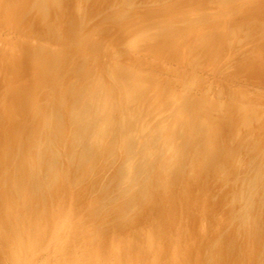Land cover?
Returning <instances> with one entry per match:
<instances>
[{
  "label": "rangeland",
  "instance_id": "obj_1",
  "mask_svg": "<svg viewBox=\"0 0 264 264\" xmlns=\"http://www.w3.org/2000/svg\"><path fill=\"white\" fill-rule=\"evenodd\" d=\"M118 1L119 0H75L73 3L72 0L70 4H67V7H65L64 2L61 1V4L58 5L57 9L56 7H54L55 9L52 7H46L45 9L47 11L44 9L46 12L43 17L45 19H43L41 18L42 16L40 13L36 10L34 4L35 0H0V58L7 53H12L13 55L10 54L13 57L12 60H18L15 62L17 64L14 63V66L10 65L8 68L0 67V99L1 102H3L2 104L0 102V108H6L5 116L0 118V143L2 142L0 146V163H2L0 164V264H139L147 256V264H191L192 262L190 263V258H193L196 255L195 253L198 252H196V250H198L200 246L201 241L196 238L200 232L202 238L207 237L208 239L209 237L210 240H214L213 242L215 243L216 248H231V244H238L239 250L243 256L246 255L254 260L255 258L258 259L260 256H264V235L261 232L259 233V230L255 229L257 224L261 220H264V188L262 189V192L256 183L258 182L260 172L262 174L264 173V150L263 153H261V156L254 160V163L251 161V158H248L249 155L252 156L254 148L264 146V32L256 34V37L261 38V40L256 41V37H248L245 35V31L241 28H236V25L239 24L240 21L252 22L259 20L260 22H264V13L253 15V9H250L253 8V5L249 6L250 8L248 7L247 11H241L240 15V8L238 9L239 2H235L233 5L223 8L222 11L218 13V15H220L219 19H216L217 21H207V23H202L203 25L193 24L192 29H195L188 34L190 42L196 41L198 36L202 37V39L210 38V40L215 43L220 42V44H217L218 46L214 55L207 57V50L202 48L199 52H197L196 49L191 51L189 48L185 47L187 45L185 44L186 42L179 43L177 44V47L174 46L173 48L165 50L153 49V43L149 42V40H141L143 43L140 41V43L137 41H130H133L136 38L140 39L143 36L144 31L147 33L157 32V25L160 24L158 21H163H161L158 16L161 17L162 15H165L167 11L169 13L170 10L181 13L186 9V6L182 7L183 0H120V3ZM189 1L193 0H188V2ZM76 9L78 12H76ZM57 10L60 14L56 19L53 16L56 17ZM214 11L215 8L212 6L206 8V11L204 10L206 14H213L215 13ZM232 11L234 13L230 15L225 14ZM72 12L74 13L72 14ZM120 12H122L125 17H128L125 18L123 16V20L119 14ZM247 13H249V16ZM52 14L54 15L51 17ZM243 14L247 16L241 19L240 16ZM47 15H50L49 18ZM224 15L227 17H224ZM77 16L79 18H77ZM119 19L122 20L120 21ZM172 24L177 28L182 27V23L179 20H176ZM208 24H210V26ZM73 25H75V27ZM69 26L74 27V29H71ZM78 27L81 30H79ZM210 27L214 28L209 30L213 32L212 36H208L210 33L207 32ZM75 29L79 30V32ZM220 29H222V32ZM71 30L76 32L70 33L72 32ZM83 30L89 34L83 32ZM68 33H70V36L74 37L70 41L67 40L70 39ZM78 34L81 35L78 36L79 38L81 37L82 39L84 37V45L80 42L83 40L76 37ZM83 34L84 36L82 37ZM85 34H87L86 37ZM94 41L98 42L100 45V48L98 49V57L96 59L99 64L98 69H96L97 73H85V71L75 69L74 64L76 65L80 63L82 57L86 56L87 51L83 53V49L85 48L87 50L88 47L86 46ZM144 41L146 42L144 43ZM80 43L82 44L81 46ZM74 46H80L79 48L76 47V49L83 51L79 53ZM40 49L43 50V53ZM71 49H75V51L73 50L74 52L72 53ZM34 52H36V55ZM80 55L82 57H80ZM75 57L76 59L74 60ZM115 57L117 60L114 59ZM250 61L255 66L259 62L261 65L257 69L253 65L252 67H246V63ZM68 62H72V65H69ZM51 65L52 67H50ZM12 67L14 68L11 70ZM50 68L53 69L49 71ZM74 72L75 74H79L75 75L73 74ZM59 74H61V76ZM20 75L22 77L25 75L23 80ZM95 75L97 77L104 76V83L105 80H108V82H106V84H108L106 88H109L110 91L114 93L118 92L116 94L112 93L114 96V102H116V100L119 99L118 96H120L119 91L114 89L116 83L120 84L131 79V84L134 87L142 88L143 92H145L144 97L149 103L144 114H149L152 125L154 124L153 130H156L159 136L164 133L165 138H163V134L162 138L164 139L163 141L166 140L167 144L164 145L162 141L157 142L158 147L161 148L162 145L163 147L160 150L161 153L159 152V157L155 159L156 162L152 161L154 168L150 171L151 174H149V171H147V174L144 172L145 175H143L144 173L140 174L139 178H137L135 182L133 181V183H130L133 176L131 174H126L131 176L130 179H127V176L123 174L122 170V167L126 165L130 167V169H133L131 172L134 174V172L138 171L137 169L140 167H138L139 162L135 161V156H132L133 152L130 151L128 147H125L131 146L133 142H138L136 136H131V133H129V129L132 127V124H130V126L129 123H132L131 121H133L131 107H126L127 105L118 106L117 109L121 110L118 111L116 109L117 112L115 111L114 115L111 117V124L109 123L104 129H100L95 122L93 124L95 127L93 125L91 126L93 121H90L89 117L86 118L83 117V115H80L77 109L79 107V104L77 105L78 100L76 101V99H74L70 101V94L72 92H74V95L75 93L78 94L79 92L77 91L82 89V85H84L85 82H90V79H93ZM20 79L22 81H20ZM50 79L53 80L49 83L51 84L50 86L53 87V84L56 86L52 88L54 89V92L52 91L50 96L48 94L47 100L44 101L41 97L48 89L47 87H44V85H47V81ZM136 80L138 82H136ZM15 83H17V86ZM24 84L26 85L25 89L22 87ZM38 84H40L39 86H42L41 89L37 88ZM35 85H37V89L35 88ZM144 85L149 86L144 87ZM13 86H15V88ZM21 87L23 89H20ZM28 90L32 92H29ZM158 94L159 96H157ZM78 95L77 98L79 99L81 95ZM166 95L170 96L168 102H164ZM4 98L6 99V103ZM158 98H160L159 101H163V104L158 102ZM9 99L11 100L9 101ZM190 99L192 102L194 101L195 104H199V106L203 107L201 116H199L203 119H209L212 121L209 124L210 127L207 125L204 129L205 133L203 132L199 138L192 139V137H190L187 141L184 139L181 140L179 126L185 121L183 119H186V103L187 100ZM84 100V103H90L91 97L86 95ZM24 101H26V103ZM62 101L65 105H60V102ZM3 104L6 105L3 107ZM47 104L49 106H47ZM214 104H220L218 106L220 107L219 109L224 111L227 110L226 114L221 113L214 117ZM27 105L28 110L26 109ZM22 106H25L24 109H22ZM237 106H245L247 111L254 112L255 116L257 115V121L255 120L252 125L248 126V129L237 127ZM74 107L76 108L75 110H73ZM56 108L59 111L58 113L56 112L57 115L53 114V109ZM25 109L27 110V113L26 111H21ZM48 109L51 111L49 112L51 113L49 116H47L49 114ZM166 109L168 110L166 111ZM41 111L42 113H40ZM77 112L85 122L81 118V120H76L78 117ZM22 113H25V115ZM34 115H37L36 118ZM32 116L34 119H32ZM70 116L72 117V120H74V116L76 118V121L74 120L75 122L73 121V124L70 123L72 122ZM114 116L116 119L113 118ZM38 117L43 121H40ZM54 118L56 119L54 120ZM58 118L60 120L62 119L61 122L63 121L60 128L65 131L66 127H68V131L65 134L66 136H63L57 144L56 138L53 135V132L55 131L53 130L56 129V126L54 125L55 121L59 120ZM131 118L132 120L130 121ZM164 118L167 119L165 120ZM37 120L39 122H37ZM114 120L115 122H112ZM178 120L180 122H178ZM227 120L229 122H227ZM174 124H176V126ZM81 125H83V127L85 126V129ZM89 125L91 126V129H88V127H90ZM76 126H79L80 131L76 129L75 134L74 128ZM123 126H126L125 129L128 130L126 131ZM71 127L73 128V131L71 130ZM110 127L114 128L111 129ZM17 128L19 129L17 130ZM81 129L84 131L82 132ZM16 131L18 133H16ZM10 132H12V135L9 134ZM72 132L75 134V136L73 135L75 142L73 139L71 140V138H69L72 137ZM168 132L171 135H169L170 137L167 139ZM92 133L93 135H91ZM83 134L86 135L85 137L88 139H86ZM126 134H129L130 137H126ZM2 137H4V141L2 140ZM89 138L93 142L90 141ZM168 140H170L169 143ZM109 141L113 146L106 144ZM78 142L81 145L76 144ZM85 142L88 144L90 143V146H87L88 144H85ZM184 142L186 144H184ZM160 143L163 144L161 145ZM69 145H72L74 149L71 150L72 146L68 147ZM76 145H78L77 148L75 147ZM94 146L97 147L98 150L94 148ZM225 146L227 149L224 148ZM105 147H107V149H105ZM92 148L94 150H92ZM87 149L89 153L87 152ZM127 149L129 151H126ZM162 149L165 150L163 151ZM67 150H71L72 152H68ZM80 151H84V155ZM110 151L113 152V155H111ZM187 151H189V153ZM129 152H131V154H129ZM115 156H117V159ZM126 156L130 157H127L126 159ZM91 157L95 158L91 159L92 161L96 160L93 166L88 162L91 161ZM168 160V167L164 168L167 165ZM83 164L85 166H83ZM131 164H133V168ZM212 166L213 168L211 169L210 167ZM92 167L95 170L91 169ZM256 169H261L262 171H259L258 174ZM164 170H166V172ZM34 171L36 177H33ZM254 171L255 174L253 173ZM162 172L166 176H164ZM72 173L73 175L71 177ZM116 174H119V176ZM142 175L144 176V180H141V178H143ZM118 177L119 179H117ZM112 178H114L115 181ZM95 180H97L96 183ZM219 180H221V182ZM85 189L87 191H85ZM241 189L242 191H240ZM133 190L136 192H133ZM142 191L150 193L142 198ZM53 193H56L57 195ZM128 195L129 198H127ZM57 196H59V198H57ZM151 196L152 199L150 198ZM257 196H259V198H257ZM148 197L150 199H148ZM50 198L53 200H50ZM199 199L201 201H199ZM82 200L83 202H81ZM164 201L168 203H165ZM249 202L252 203L249 204ZM32 206L34 208H32ZM140 209L143 211L141 212ZM179 209H181V214ZM42 210L43 212H46L43 213ZM199 212H202L201 215ZM42 213L44 215H42ZM196 216H198L199 219ZM251 216L254 222H251ZM68 217L70 219H68ZM28 219L30 220L28 221ZM68 221L72 222L69 224ZM24 222H28L26 223L28 225L32 223L34 227L38 229L41 227L39 233L41 232L40 234L42 235L43 241L37 249L31 248L25 242L24 244L21 243V240L19 239L17 233L19 232V228H27L24 227ZM247 224L248 227L246 226ZM128 226H131L130 229ZM91 227L93 228L91 229ZM99 227L100 229H98ZM23 229L21 228L20 230L22 231ZM196 229L197 231H195ZM151 230L159 232L157 233L159 236L158 240H156L157 243L154 241L152 244L150 239L149 241L146 240L147 236L152 233ZM81 231L86 234H83ZM26 235L27 234H25V236ZM257 241L259 243L256 245L254 244L253 248H244L245 244L257 243ZM27 247L30 248L28 249ZM142 249H146L145 253H149L143 255L141 253ZM261 260L262 259H259L260 262ZM195 262L193 264H210L206 261Z\"/></svg>",
  "mask_w": 264,
  "mask_h": 264
},
{
  "label": "bare ground",
  "instance_id": "obj_2",
  "mask_svg": "<svg viewBox=\"0 0 264 264\" xmlns=\"http://www.w3.org/2000/svg\"><path fill=\"white\" fill-rule=\"evenodd\" d=\"M61 1L62 2H64V5H65V7H67V4H70L71 3V1L72 0H35V2H34V4H35V7H36V10L40 13V15L42 16L41 18H43L45 15H44V13L47 11L45 8L46 7H52L53 9H55L54 7H56V9H57V7H58V5H60L61 4ZM74 1L75 0H73V3H74ZM120 1V0H119ZM118 1V2H119ZM153 1V0H152ZM157 1V0H156ZM127 2H129V1H127ZM238 3L239 2V7H238V9L240 10V15H241V11H247L248 9V7L249 6H253V8H250V9H253L252 10V13H253V15H259V14H263L264 13V0H193V1H189L188 2V0L186 1H184L183 0V2H182V7H184V6H186L185 8L186 9H184V11H182L181 13L180 12H173V11H169V13H168V11L166 12V14L165 15H160L161 17H159L158 16V18L162 21V22H160V21H158L160 24H158L157 25V32H155V33H147L146 31H144V33H143V36L139 39V38H136V39H134L133 41L132 40H130L131 42H134V41H137V42H142L141 40H149V42H152L153 43V45H152V47H153V49H165V50H168L169 48H173L174 46H176L177 47V44H179V43H182V42H186L185 44H187L185 47L186 48H189L191 51L193 50V49H196V51L197 52H199V50L200 49H202V48H204L205 50H207V57L208 56H211V55H214V53H215V51H216V49H217V44L219 43L220 44V42H218V43H215L214 41L212 42L211 40H210V38H205V39H202V37H197L196 39V41H193V42H190V39H189V36H188V34L192 31V30H194L195 28H193L192 29V25L193 24H202V23H204V22H206L207 23V21H211V22H214V20H216V19H219V15H218V13L220 12V11H222V9L223 8H226V7H229V5H233V3ZM73 3H72V5H73ZM120 3V2H119ZM130 4V3H129ZM213 7V8H215V13H213V14H206L205 12H204V10L206 11V8H210L211 6ZM34 6V5H33ZM32 6V7H33ZM69 6V5H68ZM75 6V5H74ZM76 7V6H75ZM79 7V6H78ZM44 9L46 10V11H44ZM51 9V8H50ZM52 9V10H53ZM79 9V8H78ZM121 9V8H120ZM48 10H49V8H48ZM75 10V9H74ZM116 11H118V10H116ZM238 11V10H237ZM36 12V11H35ZM76 12H78V10L76 9ZM79 12H80V10H79ZM123 12V11H122ZM122 12H120L119 14H120V16L122 17V19H123V16H124V12L122 13ZM42 13V14H41ZM74 12H72V14H73ZM113 13V12H112ZM115 13V12H114ZM128 13V12H127ZM191 13V14H190ZM224 13V12H223ZM222 13V14H223ZM232 13H234L233 11L232 12H228V13H225L226 15H230V14H232ZM47 14V13H46ZM60 14V12L57 10V12H56V17L55 16H53L54 14H52L51 15V17L53 16L54 18H56L57 19V17H58V15ZM110 14H111V12H110ZM117 14H118V12H117ZM123 14V15H122ZM125 14H126V12H125ZM129 14V13H128ZM236 14H237V12H236ZM249 13H247V15H248ZM39 15V14H38ZM39 15V16H40ZM75 15V14H74ZM247 15H245V14H243L242 16H240L241 17V19L242 18H244L245 16H247ZM48 16V15H47ZM50 16V15H49ZM49 16H48V18H49ZM70 16V15H69ZM79 16V15H78ZM77 16V18H79ZM109 16V15H108ZM114 16L116 17V15L114 14ZM113 16V17H114ZM173 18H172V17ZM223 16V15H222ZM249 16V15H248ZM263 16V15H262ZM117 17H118V15H117ZM125 17V16H124ZM128 17V16H127ZM127 17H125V18H127ZM224 17H227V16H225L224 15ZM109 18V17H108ZM119 18V17H118ZM214 18V19H213ZM222 18V17H221ZM43 19H45V18H43ZM121 19V20H122ZM158 19V20H159ZM225 19V18H224ZM111 20V19H110ZM120 20V19H119ZM120 20V21H121ZM124 20V19H123ZM176 20H179L181 23H182V27H174L173 26V24L172 23H174ZM217 21V20H216ZM224 21V20H223ZM222 21V22H223ZM252 21V20H251ZM70 22V21H69ZM78 22H79V19H78ZM73 23H75V22H73ZM81 23V22H80ZM221 23V22H220ZM119 24V23H118ZM219 24V23H218ZM71 25V24H70ZM77 25V24H76ZM81 25V24H80ZM203 25V24H202ZM201 25V26H202ZM209 26H210V24H208ZM74 27H75V25H73ZM79 26V25H78ZM82 26V25H81ZM208 26V27H209ZM71 29L73 28L74 29V27H71V26H69ZM81 28V27H80ZM236 28H241L243 31H245V35L246 36H248V37H251V38H255L256 37V34H258V33H263L264 32V22H260L259 20H256V21H252V22H248V21H243V22H241L240 21V23L239 24H237L236 25ZM67 29V28H66ZM78 29H79V27H78ZM88 29V28H87ZM207 29V28H206ZM210 29H214L213 27H210L209 29H208V33H210V35H208V36H212L213 35V32H211V31H209ZM219 29V28H218ZM68 30H69V28H68ZM76 30V29H75ZM79 30H81V29H79ZM79 30H76V31H78L79 32ZM72 31V30H71ZM76 31H72V32H70V33H74V32H76ZM205 31V30H204ZM220 31L222 32V29H220ZM220 31H218V32H220ZM83 32H86V31H84L83 30ZM70 33H68L69 35L68 36H70ZM87 33V32H86ZM87 34H89V33H87ZM87 34H85V37H86V35ZM34 35V34H33ZM73 35V34H72ZM76 35V34H75ZM74 35V36H75ZM80 34H78L76 37H78ZM52 36V35H51ZM81 36V35H80ZM84 36V34L82 35V37ZM259 36V35H258ZM188 37V38H187ZM57 38V37H56ZM68 38V37H67ZM74 37L73 36H70V39H67V40H71V39H73ZM84 38V37H83ZM83 38L81 39V37L79 38L78 37V39H81V40H83ZM77 39V38H76ZM186 39V40H185ZM194 39V38H193ZM192 39V40H193ZM44 40V39H43ZM259 40H261V38L260 37H256V41H259ZM146 41H144V43L146 42ZM79 42V41H78ZM81 43H83V45H84V40L83 41H80ZM87 42V41H86ZM139 42V43H140ZM188 42V43H187ZM80 43V46L82 45ZM143 43V42H142ZM129 44H132V43H129ZM87 45V44H86ZM72 46V45H71ZM80 46H74L75 47V49H76V47L77 48H79ZM100 45H99V43L98 42H92V43H89V45L88 46H86V47H88L87 48V50L84 48L83 50H81V51H83V53H85L86 51H87V53H86V56H84V57H82L81 55H80V57H82V60H81V62L80 63H78V64H74V67H75V69H77V70H81V71H85V73H87V72H91V73H97V71H96V69H98V63H97V61H96V59H97V57H98V49L100 48L99 47ZM132 46V45H131ZM133 46H134V43H133ZM137 46H138V43H137ZM179 46V45H178ZM35 47V46H34ZM84 47V46H83ZM180 47V46H179ZM132 48V47H131ZM180 48H182V47H180ZM179 48V49H180ZM75 49H73L74 51H75ZM81 49V48H80ZM121 49V48H120ZM137 49V48H136ZM136 49H134V50H136ZM140 49V48H139ZM33 50V49H32ZM42 49H40V51H41ZM68 50V49H67ZM72 50V49H71ZM72 50V53L74 52ZM39 51V50H38ZM68 51H70V50H68ZM76 51H79V50H77L76 49ZM81 51H79V53H81ZM181 51V50H180ZM37 52V51H36ZM36 52H34L35 53V55H36ZM122 52V51H121ZM125 52V51H124ZM123 52V53H124ZM132 52V51H131ZM30 53H33V52H30ZM39 53H41V52H39ZM42 53H43V50H42ZM137 53V52H136ZM188 53V52H187ZM205 53H206V51H205ZM10 54H12V53H7L5 56L3 55L1 58H0V67H5V68H8L10 65L12 66H14V63L15 62H17L18 60H16V61H14V60H12L13 59V57L10 55ZM55 54V53H54ZM54 54H52V55H54ZM77 54V53H76ZM122 54V53H121ZM191 54V53H190ZM13 55V54H12ZM33 55V54H32ZM75 55V54H74ZM79 55V54H78ZM78 55H77V57H78ZM85 55V54H84ZM117 55V54H116ZM122 55H124V54H122ZM126 55V54H125ZM76 56V55H75ZM57 57H60V56H57ZM56 57V58H57ZM121 57V56H120ZM125 57V56H124ZM206 57V58H207ZM25 58V57H24ZM50 58V57H49ZM54 58V57H53ZM84 58V59H83ZM122 58V57H121ZM120 58V59H121ZM15 59V58H14ZM22 59V58H21ZM60 59V58H59ZM76 59V57L74 58V60ZM80 59V58H79ZM114 59H116L117 60V58L115 57ZM51 60H53V59H51ZM77 60H78V58H77ZM208 60V59H207ZM14 61V62H13ZM27 61V60H26ZM57 61H58V59H57ZM79 61V60H78ZM252 61V60H251ZM247 62L246 63V67L248 66V67H252V65H253V63L252 62H254V61H252V62ZM25 62V61H24ZM50 62V61H49ZM51 63V62H50ZM69 63V62H68ZM72 62H70L69 63V65L71 64ZM260 63V62H259ZM257 64L256 66L255 65H253V66H255L256 67V69L261 65V64ZM15 64H17V63H15ZM26 64V63H25ZM48 64V63H47ZM72 65V64H71ZM25 66V65H24ZM58 66V65H57ZM138 66V65H137ZM48 67V66H47ZM50 67H52V65L50 66ZM66 67H68V66H66ZM254 67V68H255ZM14 67H12L11 68V70L13 69ZM17 68V67H16ZM49 68V67H48ZM47 68V69H48ZM56 68V67H55ZM60 68V67H59ZM114 68H115V66H114ZM253 68V69H254ZM4 69V68H3ZM53 69V68H52ZM51 68H50V70L49 71H51L52 70ZM64 69V68H63ZM10 70V71H11ZM42 70V69H41ZM118 70V69H117ZM135 70V69H134ZM140 70V69H139ZM20 71V70H19ZM18 71V72H19ZM66 71V70H65ZM109 71V70H108ZM120 71V70H119ZM247 71V70H246ZM251 71V70H250ZM40 72V71H39ZM47 72V71H46ZM104 72V71H103ZM248 72V71H247ZM3 73H4V71H3ZM11 73V72H10ZM51 73V72H50ZM81 73V72H80ZM118 73V72H117ZM260 73V72H259ZM48 74H49V72H48ZM73 74H75V72L73 73ZM76 74H79V73H76ZM75 74V75H76ZM108 74V73H107ZM114 74V73H113ZM246 74V73H245ZM250 74V73H249ZM40 75V74H39ZM58 75V74H57ZM57 75H56V77H57ZM60 76H61V74H59ZM81 75H83V74H81ZM123 75V74H122ZM148 75V74H147ZM260 75V74H259ZM8 76V75H7ZM6 76V77H7ZM25 76V75H24ZM23 76V77H24ZM27 76V75H26ZM31 76V75H30ZM35 76V75H34ZM45 76V75H44ZM54 76V75H53ZM65 76V75H64ZM249 76V75H248ZM253 76V75H252ZM9 77V76H8ZM20 77H22L21 75H20ZM23 77H22V80H23ZM82 77V76H81ZM86 77V76H85ZM104 76H102V77H97L96 75H95V77L93 78V79H90L91 81L90 82H85L84 83V85H82V89H80V90H78L77 92H79L78 94H80L81 96H80V98L78 99L77 98V96H79L78 94H76L75 93V95H74V92H72L71 94H70V98H71V100L70 101H72V100H74V99H76V101L78 100V103H77V105L79 106L77 109H78V112L80 113V115H83V117H86V118H88L89 117V119H90V121L92 120L93 121V123H91V126L94 124V122H95V124H97V126L100 128V129H104L105 127H106V125L107 124H109L110 122H111V117L114 115V113H115V111H116V109H117V107L118 106H126V107H131V110H132V118H133V121H131L132 120V118L130 119V121L132 122V123H129V125L130 124H132V127H131V129H129V133H131V136L133 135V136H136V140H138V142L136 141V142H133L132 144H131V146H125V147H128V149H130V151H132L133 153H132V156L134 155L135 156V161H137V162H139L138 163V171H136V172H134V174H132V172H131V170H133V169H130V167H128V166H124V167H122V170H123V174H131L133 177L131 178V181H130V183H133V181L135 182L136 180H137V178H139V175L140 174H142V173H148L147 171H149V174H151L150 173V171H152L153 170V168H154V165L152 164V161H155V159L156 158H158L159 157V152H160V150H161V148L163 147V143H164V145L165 144H167V142H166V140L165 141H163L164 139L163 138H165L164 137V133H162L163 134V138H162V134H161V136H159L158 135V133L156 132V130L154 131L153 130V128H154V124L152 125V122H151V119H150V116H149V114H144L145 113V109L147 108V106H148V101H147V99L144 97V93L145 92H143V89L142 88H138V87H134L132 84H131V79L130 78H128V79H130V80H126V81H124V82H122V83H120V84H118V83H116L115 84V86H114V89H117L118 91H119V95L120 96H118L119 97V99L118 100H116V102H114V96H113V94L112 93H114V92H112V91H110V89L108 88H106V86L108 85V84H106V82H108V80H105V83H104V78H103ZM124 77V76H123ZM130 77V76H129ZM135 77V76H134ZM263 77V76H262ZM40 78V77H39ZM51 78V77H50ZM53 78V77H52ZM108 78V77H107ZM119 78V77H118ZM122 78V77H121ZM10 79V78H9ZM15 79H18V78H15ZM86 79V78H85ZM126 79V78H125ZM21 79H20V81H22ZM55 80V79H54ZM82 80V79H81ZM84 80V79H83ZM122 80V79H121ZM138 80V79H137ZM136 80V82H138ZM259 80V79H258ZM31 81V80H30ZM29 81V82H30ZM36 81V80H35ZM53 80L52 79H50L49 81H47V85H44V87H47L48 89L46 90V93L45 94H43V96L41 97V98H43L44 99V101L45 100H47V96H48V94H49V96L52 94V91L54 90V89H52V88H54V86H56V85H54L53 84V87H51L50 85L51 84H49L50 82H52ZM76 81V80H75ZM9 82V81H8ZM38 82V81H37ZM63 82V81H62ZM79 82V81H78ZM6 83V82H5ZM21 83H23V82H21ZM28 83V82H27ZM30 83H32V82H30ZM42 83V82H41ZM71 83V82H70ZM144 83V82H143ZM12 84V83H11ZM16 84V86H17V83H15ZM57 84V83H56ZM141 84V83H140ZM3 85V84H2ZM40 84H38V87H37V85H35V88L37 87L38 89H41L42 88V86H39ZM60 85V84H59ZM80 85V84H79ZM138 85H139V83H138ZM20 86V85H19ZM75 86V85H74ZM136 86V85H135ZM149 85H144V87H148ZM185 86V85H184ZM14 88H15V86H13ZM22 87L25 89V87H26V85L24 84V85H22ZM20 88V89H23V88ZM58 87V86H57ZM164 87V86H163ZM29 88V87H28ZM31 88V87H30ZM36 88V89H37ZM65 88V87H64ZM226 88V87H225ZM13 89V88H12ZM27 89V88H26ZM56 89V88H55ZM73 89V88H72ZM75 89H76V87H75ZM163 89V88H162ZM170 89V88H169ZM29 90H31V89H29ZM28 90V91H29ZM65 90V89H64ZM74 90V89H73ZM112 90V89H111ZM5 91V90H4ZM23 91V90H22ZM35 91V90H34ZM224 91V90H223ZM6 92V91H5ZM29 92H32V91H29ZM38 92V91H37ZM54 92V91H53ZM76 92V91H75ZM28 93V92H27ZM42 93V92H41ZM51 93V94H50ZM55 93H57V92H55ZM54 93V94H55ZM116 93H118V92H116ZM116 93H114V94H116ZM163 93V92H162ZM39 94V93H38ZM67 94V93H66ZM160 94V93H159ZM159 94L157 95V96H159ZM169 94V93H168ZM172 94V93H171ZM242 94V93H241ZM5 95V94H4ZM3 95V96H4ZM12 95V94H11ZM28 95H29V93H28ZM32 95H34V94H32ZM86 95H89L90 97H91V102L90 103H88V102H86V103H84V99L86 98ZM145 95H147V94H145ZM22 96V95H21ZM153 96V95H152ZM7 97V96H6ZM27 97V96H26ZM29 97V96H28ZM66 97V96H65ZM116 97V96H115ZM169 97L170 96H167L166 95V98L164 99V102H168L169 101ZM30 98H31V96H30ZM40 98V99H41ZM58 98V97H57ZM56 98V99H57ZM161 98V97H160ZM160 98H158V102H161V100L159 101V99ZM5 99V98H4ZM19 99H21V98H19ZM117 99V98H116ZM152 99V98H151ZM225 99V98H224ZM11 99H9V101H10ZM26 100H27V98H26ZM50 100V99H49ZM54 100H55V98H54ZM156 100V99H155ZM154 100V101H155ZM5 101V103H6V99L4 100ZM9 101H8V103H9ZM22 101V100H21ZM61 101V100H60ZM80 101V102H79ZM171 101V100H170ZM183 101V100H182ZM240 101V100H239ZM0 102H1V99H0ZM12 102H13V100H12ZM11 102V103H12ZM25 103H26V101H24ZM49 102V101H48ZM57 102V101H56ZM163 102V101H162ZM161 102V103H162ZM3 102H1V104H2ZM23 103V102H22ZM46 103V102H45ZM55 103V102H54ZM62 103H64L63 101L62 102H60V105H65V103L64 104H62ZM67 103V102H66ZM73 103H74V101H73ZM72 103V104H73ZM88 103V104H87ZM153 103V102H152ZM196 103H198V102H196ZM30 104V103H29ZM49 104V103H48ZM47 104V106H49ZM151 104V103H150ZM159 104V103H158ZM163 104V103H162ZM170 104V103H169ZM187 108L185 109V107L184 106H186V105H184L183 107H184V109L186 110V112H187V116H186V119H183V120H185L180 126H179V135L181 136L180 138H181V140H187L188 141V139L190 138V137H192V139L193 138H199L200 137V135L204 132V129L207 127V125L209 126V124H210V122L212 121H210L209 119H203V118H201L200 116H201V113H202V110H203V107L202 106H199V104H195V102L193 101H191V99L190 100H187ZM210 104V103H209ZM4 105H6V104H3V107H4ZM8 105H10V104H8ZM17 105V104H16ZM23 105H26V104H23ZM59 105V106H60ZM156 105V104H155ZM161 105V104H160ZM220 104H214V107H213V109L215 110V113L213 114V116L214 117H216V116H218L219 114H221V113H225L226 114V112H227V110L226 111H224V110H221V109H219L220 107H218ZM248 105V104H247ZM19 106H21V105H19ZM30 106V105H29ZM52 106V105H51ZM73 106V105H72ZM76 106V105H75ZM159 106V105H158ZM233 106H235V105H233ZM23 108L22 109H24V107L25 106H22ZM28 105L26 106V109L28 110ZM57 107V106H56ZM71 107V106H70ZM150 107H152V106H150ZM155 107H157V106H155ZM162 107V106H161ZM238 108V110H237V113H236V117H237V120H236V124H237V127H242V128H244V129H248V126H250V125H252V123L253 122H255V120L257 121V119H256V116H255V114H254V112H249V111H247V108L244 106V107H241V106H237ZM58 108H60V107H58ZM170 108V107H169ZM17 109V108H16ZM19 109V108H18ZM21 110V111H26V113H27V110ZM34 109V108H33ZM40 109V108H39ZM61 109H62V107H61ZM76 108L74 107L73 108V110H75ZM152 109V108H151ZM181 109V108H180ZM183 109V110H184ZM47 110V109H46ZM72 110V111H73ZM118 110V109H117ZM121 110V109H120ZM120 110H118V111H120ZM164 110V109H163ZM168 109H166V111H167ZM16 111H18V110H16ZM53 114H56L57 115V113L59 112L58 111V109L56 108V109H53ZM66 111H67V109H66ZM71 111V110H70ZM152 111V110H151ZM153 111H155V110H153ZM180 111H182V110H180ZM180 111H178V112H180ZM5 112H6V108H0V118H3L2 116H5L4 114H5ZM31 112V111H30ZM32 112H34V111H32ZM49 112H51V111H49V109H48V113ZM57 112V113H56ZM69 112V111H68ZM67 112V113H68ZM78 112H77V115H78ZM117 112V111H116ZM127 112V111H126ZM18 113H20L19 111H18ZM40 113H42V111L40 112ZM63 113V112H62ZM71 113V112H70ZM75 113V112H74ZM73 113V114H74ZM121 113H123V112H121ZM148 113H151V112H148ZM154 113V112H153ZM180 113H182V112H180ZM16 114H17V112H16ZM23 114V113H22ZM36 114H37V112H36ZM66 114V113H65ZM117 114V113H116ZM124 114H125V112H124ZM129 114H130V112H129ZM166 114V113H165ZM208 114V113H207ZM8 115V114H7ZM23 115H25V113L23 114ZM28 115V114H27ZM47 115V114H46ZM49 115H51V113H49L47 116H49ZM120 115V114H119ZM122 115V114H121ZM128 115V114H127ZM130 115V116H131ZM180 115V114H179ZM200 115V116H199ZM35 116V118H36V116L37 115H34ZM71 116H72V114H71ZM70 116V117H71ZM76 116V115H75ZM75 116H74V120L76 119L75 118ZM203 116V115H202ZM31 117V116H30ZM40 117V116H39ZM38 117V118H39ZM57 117V116H56ZM73 117V116H72ZM72 117H71V120H72ZM77 117V116H76ZM79 117V118H78ZM78 117H77V119L76 120H78V119H80L81 117L78 115ZM118 117V116H117ZM120 117V116H119ZM127 117V116H126ZM128 117H129V115H128ZM165 117V116H164ZM170 117V116H169ZM176 117V116H175ZM61 118V117H60ZM85 118V119H86ZM114 119H116V117L114 116L113 117ZM112 118V119H113ZM32 119H34L33 118V116H32ZM42 119V118H41ZM56 118H54V120H55ZM59 119V118H58ZM84 122H85V120L83 119V118H81ZM80 119V120H81ZM120 119H122V118H120ZM165 120L167 119V118H164ZM168 119H170V118H168ZM224 119V118H223ZM1 120V119H0ZM39 120H40V118H39ZM46 120V119H45ZM53 120V121H54ZM62 120V119H61ZM61 120L59 119V120H56L55 121V125L54 126H56V129L55 130H53V131H55V132H53L52 134L55 136V138H56V142H57V144H58V142H59V140H61V138H63V136H66L65 134H66V132L68 131V127H66V130L64 131L63 129H61L60 127H61V123L63 122H61ZM74 120H72V122H70V123H72L73 124V121ZM75 120V121H76ZM117 120H118V118H117ZM126 120V119H125ZM155 120V119H154ZM160 120V119H159ZM230 120H231V118H230ZM21 121V120H20ZM20 121H19V123H20ZM23 121V120H22ZM40 121H43V120H40ZM51 121V120H50ZM74 121V122H75ZM129 121V120H128ZM170 121V120H169ZM173 121V120H172ZM223 121V120H222ZM226 121V120H225ZM225 121H224V123H225ZM7 122V121H6ZM37 122H39L38 120H37ZM48 122V121H47ZM112 122H115V120L114 121H112ZM119 122V121H118ZM165 122V121H164ZM178 122H180L179 120H178ZM227 122H229L228 120H227ZM232 122V121H231ZM17 123V122H16ZM33 123H34V121H33ZM69 123V124H70ZM77 123H81V122H77ZM116 123H117V121H116ZM168 123V122H167ZM175 123V122H174ZM217 123V122H216ZM21 124V123H20ZM41 124H42V122H41ZM87 124V123H86ZM89 124V123H88ZM111 124V123H110ZM123 124H124V121H123ZM10 125V124H9ZM19 125V124H18ZM26 125H27V123H26ZM46 125H47V123H46ZM122 125V124H121ZM175 126H176V124H174ZM22 126V125H21ZM34 126V125H33ZM53 126V127H54ZM70 126H72V125H70ZM82 127H83V125H81ZM90 126V125H89ZM91 126L90 127H88V129L90 128L91 129ZM94 126V125H93ZM131 126V125H130ZM159 126V125H158ZM216 126V125H215ZM24 127V126H23ZM36 127H37V125H36ZM73 127V126H72ZM71 127V130L73 129ZM81 127V128H82ZM85 127V126H84ZM83 127V128H84ZM95 127V126H94ZM119 127V126H118ZM125 127L126 126H123V128L125 129ZM157 127V126H156ZM164 127V126H163ZM210 127V126H209ZM264 127V126H263ZM20 128V127H19ZM19 128H17V130L19 129ZM29 128V127H28ZM34 128V127H33ZM82 128V129H83ZM93 128V127H92ZM109 128V127H108ZM111 129L112 128H114V127H110ZM177 128V127H176ZM223 128H224V126H223ZM250 128V127H249ZM36 129V128H35ZM79 130L80 131V128H79V126H76L75 128H74V133H75V130ZM82 129H81V131H82ZM85 129V128H84ZM173 129H174V127H173ZM227 129V128H226ZM70 130V129H69ZM109 130V129H108ZM126 131L128 130V129H125ZM222 130V129H221ZM13 131V130H12ZM32 131V130H31ZM46 131H47V129H46ZM73 131V130H72ZM84 131V130H83ZM82 131V132H83ZM89 131V130H88ZM104 131V130H103ZM111 131V130H110ZM51 132V131H50ZM49 132V133H50ZM81 132V133H82ZM98 132V131H97ZM123 132H124V130H123ZM209 132V131H208ZM257 132V131H256ZM16 133H18L17 131H16ZM22 133V132H21ZM94 133V132H93ZM93 133L91 134V135H93ZM100 133H102V132H100ZM116 133V132H115ZM125 133H127V132H125ZM160 133V132H159ZM169 133V132H168ZM205 133V132H204ZM263 133V132H262ZM261 133V134H262ZM0 134H1V132H0ZM10 135H12V132H10L9 133ZM9 134H8V136H9ZM72 134V137H69V138H71V140L73 139V135L75 136V134H73V132L71 133ZM99 134V133H98ZM109 134H110V132H109ZM211 134V133H210ZM253 134V133H252ZM264 134V133H263ZM68 135H69V133H68ZM88 135H89V133H88ZM97 135V134H96ZM101 135V134H100ZM108 135V134H107ZM169 135H171L170 133L168 134V136H167V139H168V137H170ZM260 135V134H259ZM7 136V135H6ZM6 136H5V138H6ZM46 136V135H45ZM83 136L85 137L86 135H84L83 134ZM98 136V135H97ZM106 136V135H105ZM104 136V137H105ZM166 136V135H165ZM175 136H176V134H175ZM210 136V135H209ZM208 136V137H209ZM221 136V135H220ZM260 136H262V135H260ZM10 137V136H9ZM30 137H31V135H30ZM43 137V136H42ZM78 137V136H77ZM90 137V136H89ZM116 137V136H115ZM126 137H130V135L129 134H126ZM137 137H138V139H137ZM174 137V136H173ZM204 137V136H203ZM3 138L4 137H2V140H3ZM8 138V137H7ZM49 138V137H48ZM66 138V137H65ZM86 139H88L87 137H85ZM118 138V137H117ZM263 138V137H262ZM12 139V138H11ZM35 139V138H34ZM75 139H76V137H75ZM90 139V138H89ZM93 139V138H92ZM107 139V138H106ZM132 139V138H131ZM172 139V138H171ZM209 139V138H208ZM251 139H253V138H251ZM261 139V138H260ZM25 140V139H24ZM47 140H49V139H47ZM85 140V139H84ZM123 140V139H122ZM126 140H127V138H126ZM177 140V139H176ZM4 141V140H3ZM29 141V140H28ZM70 141V140H69ZM73 141H74V139H73ZM90 141H92L91 139H90ZM108 141V140H107ZM163 142L161 145H162V147L160 148V147H158L157 146V142ZM180 141V140H179ZM200 141V140H199ZM10 142V141H9ZM49 142V141H48ZM70 142H72V141H70ZM75 142V141H74ZM80 142V141H79ZM76 143V144H79V145H81L80 143ZM93 142V141H92ZM96 142V141H95ZM120 142H122V141H120ZM127 142V141H126ZM129 142V141H128ZM166 142V143H165ZM170 142V140H168V143ZM172 142V141H171ZM181 142V141H180ZM202 142H204V141H202ZM225 142V141H224ZM223 142V143H224ZM237 142H239V141H237ZM247 142V141H246ZM248 142H249V140H248ZM247 142V143H248ZM263 142V141H262ZM31 143H32V141H31ZM54 143H55V141H54ZM175 143V142H174ZM189 143V142H188ZM252 143V142H251ZM1 144H2V142L0 143V146H1ZM24 144V143H23ZM85 144H88V143H86L85 142ZM84 144V145H85ZM106 144H110V145H112V143L109 141L108 143H106ZM117 144V143H116ZM115 144V145H116ZM127 144V143H126ZM184 144H186L185 142H184ZM200 144V143H199ZM220 144H222V143H220ZM244 144H246V143H244ZM253 144V143H252ZM256 144V143H255ZM83 145V144H82ZM95 145V144H94ZM101 145V144H100ZM130 145V144H129ZM177 145V144H176ZM203 145V144H202ZM238 145V144H237ZM259 145V144H258ZM70 146H72V145H69L68 147H70ZM73 146H74V144H73ZM72 146V147H73ZM87 146H90V143L87 145ZM97 146V145H96ZM108 146V145H107ZM113 146V145H112ZM117 146V145H116ZM122 146V145H121ZM198 146V145H197ZM201 146V145H200ZM210 146V145H209ZM213 146V145H212ZM223 146V145H222ZM50 147H51V145H50ZM67 147V148H68ZM71 147V150L72 149H74V147L72 148ZM76 148L78 147V145H76L75 146ZM82 147V146H81ZM84 147V146H83ZM130 147V148H129ZM166 147V146H165ZM202 147V146H201ZM211 147V146H210ZM236 147H238V146H236ZM243 147V146H242ZM7 148V147H6ZM94 148H96L97 149V147H95L94 146ZM225 149H227L226 148V146L224 147ZM70 149V148H69ZM91 149V148H90ZM96 149H95V151H96ZM105 149H107V147H105ZM104 149V150H105ZM115 149V148H114ZM126 150V151H129V150ZM235 149V148H234ZM237 149V148H236ZM51 150V149H50ZM63 150H64V145H63ZM71 150H67L68 152L69 151H71ZM92 150H94L93 148H92ZM98 150V149H97ZM116 150V149H115ZM115 150H113V151H115ZM123 150V149H122ZM163 150V149H162ZM165 150V149H164ZM163 150V151H164ZM263 150H264V146H260V147H257V148H254V151L252 152V156H250L249 155V157L248 158H251V161L254 163V160L255 159H257V158H259V156H261V153H263ZM8 151H9V149H8ZM44 151V150H43ZM74 151V150H73ZM78 151H79V149H78ZM85 151V150H84ZM83 151V152H84ZM94 151V152H95ZM120 151H121V148H120ZM184 151V150H183ZM45 152V151H44ZM63 152V151H62ZM68 152H67V154H68ZM72 152V151H71ZM71 152H70V154H71ZM83 155H84V153L82 152V151H80ZM86 152V151H85ZM87 152L89 153V151H88V149H87ZM107 152H108V150H107ZM111 152V151H110ZM123 152H125L124 150H123ZM123 152H122V154H123ZM185 152V151H184ZM188 153H189V151H187ZM8 153V152H7ZM6 153V154H7ZM46 153V152H45ZM55 153V152H54ZM79 153V152H78ZM101 153V152H100ZM99 153V154H100ZM109 153V152H108ZM113 152H111V155H113L112 154ZM121 153V152H120ZM161 153V152H160ZM163 153H165V152H163ZM163 153H162V155H163ZM172 153V152H171ZM175 153V152H174ZM179 153V152H178ZM192 153V152H191ZM190 153V154H191ZM0 154H1V152H0ZM10 154V153H9ZM50 154V153H49ZM91 154V153H90ZM95 154H97V153H95ZM114 154H116V153H114ZM125 154H126V152H125ZM129 154H131V152H129ZM169 154V153H168ZM173 154V153H172ZM184 154V153H183ZM186 154V153H185ZM189 154V155H190ZM235 154V153H234ZM64 155H65V153H64ZM121 155V154H120ZM127 155H128V152H127ZM165 155V154H164ZM167 155V154H166ZM188 155V156H189ZM3 156H4V154H3ZM71 156V155H70ZM78 156V155H77ZM89 156V155H88ZM91 156H92V154H91ZM103 156V155H102ZM118 156V155H117ZM117 156H115V158L117 157ZM148 156V157H147ZM154 156V157H153ZM225 156H226V154H225ZM237 156V155H236ZM48 157V156H47ZM106 157H108V156H106ZM105 157V158H106ZM127 157H130V156H126V159H127ZM161 157V156H160ZM184 157H186V156H184ZM183 157V158H184ZM16 158V157H15ZM34 158V157H33ZM60 158V157H59ZM58 158V159H59ZM104 158V159H105ZM114 158V159H115ZM163 158V157H162ZM171 158V157H170ZM188 158V157H187ZM25 159V158H24ZM23 159V160H24ZM75 159V158H74ZM78 159V158H77ZM91 159H95V158H90V160ZM109 159V158H108ZM117 159V158H116ZM119 159V158H118ZM124 159V158H123ZM168 159V158H167ZM172 159H173V157H172ZM171 159V160H172ZM175 159V158H174ZM8 160V159H7ZM16 160V159H15ZM31 160V159H30ZM33 160V159H32ZM68 160V159H67ZM100 160V159H99ZM98 160V161H99ZM166 160V159H165ZM189 160V159H188ZM188 160H187V162H188ZM215 160H216V158H215ZM35 161V160H34ZM34 161H33V163H34ZM66 161V160H65ZM74 161V160H73ZM78 161H79V159H78ZM96 161V160H95ZM95 161H88V162H90V164H92V166L94 165V163H95ZM101 161V160H100ZM129 161H131V160H129ZM128 161V162H129ZM159 161V160H158ZM185 161V160H184ZM191 161V160H190ZM260 161H261V159H260ZM2 162V161H1ZM35 162H37V161H35ZM71 162V161H70ZM82 162V161H81ZM80 162V163H81ZM92 162V163H91ZM102 162H103V160H102ZM112 162V161H111ZM125 162V161H124ZM134 162V161H133ZM156 162V161H155ZM171 162V161H170ZM173 162V161H172ZM258 162V161H257ZM22 163H23V161H22ZM38 163V162H37ZM73 163V162H72ZM86 163V162H85ZM114 163V162H113ZM119 163V162H118ZM123 163V162H122ZM159 163V162H158ZM165 163V162H164ZM168 163H169V160H168V162H167V165L164 167V168H167L168 167ZM189 163V162H188ZM187 163V164H188ZM0 164H2V163H0ZM124 164V163H123ZM128 164V163H127ZM215 164V163H214ZM18 165V164H17ZM102 165V164H101ZM133 164H131V166H132ZM134 165H136V164H134ZM156 165V164H155ZM178 165V164H177ZM219 165V164H218ZM256 165V164H255ZM262 165V164H261ZM22 166V165H21ZM83 166H85L84 164H83ZM91 166V165H90ZM113 166V165H112ZM169 166H170V164H169ZM54 167V166H53ZM82 167V166H81ZM119 167H121V166H119ZM156 167V166H155ZM260 167V166H259ZM262 167V166H261ZM42 168V167H41ZM85 168V167H84ZM99 168V167H98ZM102 168V167H101ZM132 168H133V166H132ZM135 168V167H134ZM137 168V167H136ZM163 168V169H164ZM179 168V167H178ZM177 168V169H178ZM187 168V167H186ZM211 169L213 168V166L212 167H210ZM221 168V167H220ZM253 168H254V166H253ZM91 169H93V167L91 168ZM102 169H104V168H102ZM156 169V168H155ZM158 169V168H157ZM162 169V170H163ZM251 169V168H250ZM255 169V168H254ZM28 170V169H27ZM41 170V169H40ZM87 170H88V166H87ZM93 170H95V169H93ZM136 170V169H135ZM182 170V169H181ZM195 170H196V168H195ZM194 170V171H195ZM198 170V169H197ZM220 170V169H219ZM243 170H244V168H243ZM257 170V173L259 174V171H262L261 169H256ZM97 171V170H96ZM119 171V170H118ZM165 172H166V170H164ZM199 171V170H198ZM24 172V171H23ZM22 172V173H23ZM78 172V171H77ZM97 172H99V171H97ZM129 172V173H128ZM182 172V171H181ZM190 172H192V171H190ZM196 172V171H195ZM264 172V171H263ZM81 173H83V172H81ZM80 173V174H81ZM84 173H86V172H84ZM145 173L143 174V175H145ZM156 173V172H155ZM154 173V174H155ZM167 173H168V171H167ZM254 174H255V171L253 172ZM27 174H28V172H27ZM37 174V173H36ZM40 174V173H39ZM87 174V173H86ZM85 174V175H86ZM153 174V173H152ZM162 174H164L163 172H162ZM244 174V173H243ZM261 174V175H260ZM260 174H259V176H258V182H256L257 183V185L260 187V190L262 191V189L264 188V176H263V174L260 172ZM41 175V174H40ZM67 175V174H66ZM72 175H73V173L71 174V177H72ZM88 175H89V172H88ZM93 175V174H92ZM117 175V174H116ZM128 175H126L127 176V179L129 178L130 179V177L131 176H128ZM142 175V176H143ZM157 175V174H156ZM208 175V174H207ZM224 175V174H223ZM222 175V176H223ZM250 175V174H249ZM22 176V175H21ZM76 176V175H75ZM117 176H119V174L117 175ZM121 176H122V174H121ZM126 176H124V177H126ZM151 176V175H150ZM153 176H155V175H153ZM164 176H166L165 174H164ZM175 176V175H174ZM173 176V177H174ZM185 176V175H184ZM196 176V175H195ZM230 176V175H229ZM2 177V176H1ZM33 177H36V175H35V171H34V176ZM46 177V176H45ZM55 177V176H54ZM87 177V176H86ZM145 177H147V176H145ZM243 177V176H242ZM253 177H255V176H253ZM12 178V177H11ZM175 178V177H174ZM191 178V177H190ZM72 179V178H71ZM75 179V178H74ZM101 179V178H100ZM112 179H114V178H112ZM117 179H119V177L117 178ZM122 179V178H121ZM127 179H123V180H127ZM147 179V178H146ZM151 179V178H150ZM176 179V178H175ZM174 179V180H175ZM199 179V178H198ZM249 179V178H248ZM247 179V180H248ZM21 180V179H20ZM141 180H144V176H143V178H141ZM201 180H202V178H201ZM205 180V179H204ZM8 181V180H7ZM89 181V180H88ZM96 181L97 180H95V183H96ZM114 181H115V179H114ZM155 181V180H154ZM153 181V182H154ZM176 181V180H175ZM207 181V180H206ZM220 182H221V180H219ZM71 182V181H70ZM91 182V181H90ZM151 182V181H150ZM157 182H159V181H157ZM177 182V181H176ZM187 182V181H186ZM50 183V182H49ZM119 183H120V181H119ZM129 183V182H128ZM138 183V182H137ZM155 183V182H154ZM194 183V182H193ZM253 183V182H252ZM39 184V183H38ZM46 184V183H45ZM54 184V183H53ZM127 184V183H126ZM160 184V183H159ZM185 184V183H184ZM112 185V184H111ZM116 185V184H115ZM121 185V184H120ZM130 185V184H129ZM143 185V184H142ZM150 185V184H149ZM224 185V184H223ZM247 185H248V183H247ZM36 186V185H35ZM34 186V187H35ZM49 186H50V184H49ZM78 186H79V184H78ZM119 186V185H118ZM153 186V185H152ZM187 186V185H186ZM185 186V187H186ZM192 186V185H191ZM4 187V186H3ZM68 187H69V185H68ZM104 187V186H103ZM113 187V186H112ZM122 187V186H121ZM125 187V186H124ZM123 187V188H124ZM131 187V186H130ZM155 187V186H154ZM164 187V186H163ZM189 187V186H188ZM205 187V186H204ZM203 187V188H204ZM32 188V187H31ZM59 189H61L60 187H58ZM70 188V187H69ZM81 188V187H80ZM90 188V187H89ZM120 188V187H119ZM126 188V187H125ZM124 188V189H125ZM136 188V187H135ZM134 188V189H135ZM150 188V187H149ZM158 188V187H157ZM160 188H161V186H160ZM166 188V187H165ZM173 188H174V186H173ZM200 188V187H199ZM57 189V188H56ZM147 189V188H146ZM145 189V190H146ZM155 189V188H154ZM175 189V188H174ZM186 189V188H185ZM245 189V188H244ZM22 190V189H21ZM32 190V189H31ZM50 190V189H49ZM148 190V189H147ZM151 190V189H150ZM159 190V189H158ZM168 190V189H167ZM34 191V190H33ZM79 191H80V189H79ZM84 191V190H83ZM85 191H87L86 189H85ZM112 191V190H111ZM155 191V190H154ZM161 191H162V189H161ZM171 191V190H170ZM183 191V190H182ZM205 191V190H204ZM210 191V190H209ZM240 191H242V189L240 190ZM260 191V192H261ZM53 192V191H52ZM57 192H59V191H57ZM61 192V191H60ZM112 192H114V191H112ZM118 192V191H117ZM132 192V191H131ZM133 192H136V191H134L133 190ZM197 192V191H196ZM205 192H207V191H205ZM244 192V191H243ZM263 192V191H262ZM61 193H63V192H61ZM150 193V192H149ZM148 192H144V191H142V198L143 197H146L147 196V194H149ZM188 193V192H187ZM193 193V192H192ZM230 193H231V191H230ZM247 193V192H246ZM33 194H34V192H33ZM49 194V193H48ZM50 194H52V193H50ZM53 194H56V193H53ZM86 194V193H85ZM103 194V193H102ZM140 194V193H139ZM151 194H152V192H151ZM6 195V194H5ZM26 195H29V194H26ZM25 195V196H26ZM57 195V194H56ZM55 195V196H56ZM130 195V194H129ZM129 195H128V197L127 198H129ZM153 195V194H152ZM195 195V194H194ZM206 195V194H205ZM208 195V194H207ZM259 195V194H258ZM8 196V195H7ZM109 196V195H108ZM150 196V195H149ZM173 196V195H172ZM187 196V195H186ZM234 196V195H233ZM233 196H232V198H233ZM252 196V195H251ZM29 197V196H28ZM86 197V196H85ZM136 197H137V195H136ZM141 197V196H140ZM180 197V196H179ZM196 197H197V195H196ZM195 197V198H196ZM57 198H59V196H57ZM82 198H84V197H82ZM151 199H152V196L150 197ZM149 197H148V199H150ZM257 198H259V196H257ZM262 198V197H261ZM260 198V199H261ZM52 198H50V200H51ZM108 199V198H107ZM133 199V198H132ZM156 199V198H155ZM154 199V200H155ZM169 199V198H168ZM206 199V198H205ZM53 200V199H52ZM86 200H88V199H86ZM106 200V199H105ZM111 200V199H110ZM147 200V199H146ZM174 200V199H173ZM179 200V199H178ZM184 200H186V199H184ZM208 200V199H207ZM212 200V199H211ZM255 200V199H254ZM3 201V200H2ZM61 201V200H60ZM148 201V200H147ZM158 201V200H157ZM199 201H201L200 199H199ZM5 202V201H4ZM3 202V203H4ZM48 202V201H47ZM49 202H53V201H49ZM56 202H58V201H56ZM55 202V203H56ZM79 202H80V200H79ZM81 202H83V200L81 201ZM146 202V201H145ZM165 202V201H164ZM181 202H182V200H181ZM220 202H222V201H220ZM229 202V201H228ZM227 202V203H228ZM259 202V201H258ZM46 203V202H45ZM88 203V202H87ZM102 203H103V201H102ZM132 203H133V201H132ZM165 203H168V202H165ZM170 203V202H169ZM189 203V202H188ZM202 203V202H201ZM232 203H234V202H232ZM252 203V202H251ZM250 202H249V204H251ZM5 204V203H4ZM17 204V203H16ZM172 204V203H171ZM174 204H175V202H174ZM259 204H260V202H259ZM49 205V204H48ZM143 205H144V203H143ZM158 205V204H157ZM176 205V204H175ZM181 205V204H180ZM192 205V204H191ZM212 205V204H211ZM232 205V204H231ZM240 205V204H239ZM58 206V205H57ZM92 206H95V205H92ZM91 206V207H92ZM114 206V205H113ZM253 206V205H252ZM14 207V206H13ZM13 207H11V208H13ZM18 207V206H17ZM85 207H88V206H85ZM101 207H104V206H101ZM117 207V206H116ZM143 207V206H142ZM177 207V206H176ZM239 207V206H238ZM244 207H246V206H244ZM32 208H34L33 206H32ZM43 208V207H42ZM41 208V209H42ZM51 208V207H50ZM118 208V207H117ZM180 208V207H179ZM190 208H192V207H190ZM198 208V207H197ZM255 208V207H254ZM253 208V209H254ZM10 209V208H9ZM29 209V208H28ZM87 209V208H86ZM144 209V208H143ZM149 209H150V207H149ZM163 209V208H162ZM161 209V210H162ZM171 209V208H170ZM193 209V208H192ZM203 209V208H202ZM234 209V208H233ZM44 210V209H43ZM43 210H42V212H43ZM53 210H55V209H53ZM123 210V209H122ZM180 210L181 209H179V212H180ZM190 210V209H189ZM194 210V209H193ZM196 210V209H195ZM205 210V209H204ZM203 210V211H204ZM239 210V209H238ZM4 211V210H3ZM60 211V210H59ZM109 211V210H108ZM131 211V210H130ZM134 211V210H133ZM140 211L142 212L143 210L142 209H140ZM148 211H151V210H148ZM166 211V210H165ZM197 211V210H196ZM199 211V210H198ZM208 211V210H207ZM228 211H230V210H228ZM243 211V210H242ZM44 212H46V211H44ZM43 212V213H44ZM164 212V211H163ZM172 212V211H171ZM176 212V211H175ZM248 212V211H247ZM255 212V211H254ZM42 213V215H44ZM95 213V212H94ZM133 213V212H132ZM139 213V212H138ZM200 213V212H199ZM202 213V212H201ZM201 213H200V215H201ZM244 213V212H243ZM242 213V214H243ZM48 214V213H47ZM96 214V213H95ZM100 214V213H99ZM146 214H148V213H146ZM169 214H170V212H169ZM180 214H181V212H180ZM192 214V213H191ZM233 214V213H232ZM18 215H20V214H18ZM145 215V214H144ZM173 215V214H172ZM210 215V214H209ZM47 216H49V215H47ZM66 216H68V215H66ZM87 216V215H86ZM97 216V215H96ZM100 216H101V214H100ZM137 216V215H136ZM155 216V215H154ZM193 216V215H192ZM204 216V215H203ZM260 216V215H259ZM14 217V216H13ZM89 217V216H88ZM91 217V216H90ZM119 217V216H118ZM130 217V216H129ZM138 217H140V216H138ZM157 217H158V215H157ZM196 217H198V216H196ZM200 217H202V216H200ZM207 217V216H206ZM37 218V217H36ZM83 218H85V217H83ZM26 219V218H25ZM58 219V218H57ZM65 219V218H64ZM64 219H62V220H64ZM68 219H70L69 217H68ZM67 219V220H68ZM88 219V218H87ZM90 219V218H89ZM97 219V218H96ZM126 219V218H125ZM132 219V218H131ZM156 219V218H155ZM171 219V218H170ZM187 219H188V217H187ZM198 219H199V217H198ZM251 219H252V216H251ZM30 219H28V221H29ZM95 220V219H94ZM101 220V219H100ZM129 220H130V218H129ZM152 220V219H151ZM157 220V219H156ZM168 220V219H167ZM177 220V219H176ZM189 220V219H188ZM214 220V219H213ZM246 220V219H245ZM244 220V221H245ZM253 220V219H252ZM251 220V222H254V220L252 221ZM26 221V220H25ZM81 221V220H80ZM186 221V220H185ZM184 221V222H185ZM69 222V221H68ZM70 222H72V221H70ZM70 222H69V224H70ZM79 222V221H78ZM177 222V221H176ZM26 223H28V222H24V224H25V226L24 227H27V228H25V229H23V227H21L23 230L21 231L20 229L21 228H19V232H17L18 233V236H19V239L21 240V243H23L24 244V242L27 244V245H29L31 248H34V249H37L38 248V246H40V244H41V242L43 241V238H42V235L39 233V229L41 228H36V227H34V225L31 223V224H26ZM30 223V222H29ZM67 223V222H66ZM98 223V222H97ZM178 223V222H177ZM188 223V222H187ZM197 223V222H196ZM256 223V222H255ZM65 224V223H64ZM150 224V223H149ZM183 224V223H182ZM189 224V223H188ZM17 225V224H16ZM79 225V224H78ZM187 225V224H186ZM173 226V225H172ZM192 226V225H191ZM247 227H248V224L246 225ZM85 227V226H84ZM106 227V226H105ZM129 227V226H128ZM131 227V226H130ZM130 227H129V229H130ZM165 227V226H164ZM170 227V226H169ZM168 227V228H169ZM183 227V226H182ZM196 227V226H195ZM73 228V227H72ZM93 227H91V229H92ZM98 229H100V227L98 228ZM156 229V228H155ZM170 229V228H169ZM192 229H193V227H192ZM255 229L256 230H259V233L261 232V233H263V235H264V220H261L258 224H257V226L255 227ZM26 230V231H25ZM82 230V229H81ZM85 230V229H84ZM88 230V229H87ZM157 230V229H156ZM165 230V229H164ZM18 231V230H17ZM91 231V230H90ZM149 231V230H148ZM152 231V230H151ZM195 231H197V229L195 230ZM246 231V230H245ZM250 231V230H249ZM74 232H76V231H74ZM82 232V231H81ZM101 232V231H100ZM102 232H104V231H102ZM150 232V231H149ZM165 232V231H164ZM167 232V231H166ZM199 232V231H198ZM205 232V231H204ZM203 232V233H204ZM83 233V232H82ZM85 233V232H84ZM83 233V234H84ZM88 233V232H87ZM105 233V232H104ZM148 233V232H147ZM157 233H159L158 231H155V230H153L152 231V233L151 234H149L148 236H147V238H146V240H148L149 241V239H150V242H152V244L154 243V241L156 242V240H158V238H159V236H158V234ZM168 233V232H167ZM201 233V232H200ZM200 233H199V235H197L196 236V238H198V240L199 241H201L200 242V246H199V249L198 250H196V252L197 253H195L196 255L193 257V258H190V263L191 264H193L195 261L196 262H200V261H206V262H208V263H210V264H212V263H218V264H264V256H260V258H258V259H256L255 258V260L254 259H252V258H249V257H247L246 255L245 256H243L242 255V253L240 252V250H239V245L238 244H235V245H232L231 244V248H216V246H215V243L213 242L214 240H210L209 239V237H208V239H207V237H204V238H202V235L200 236ZM208 233V232H207ZM15 234V233H14ZM13 234V235H14ZM25 234H27L26 236H25ZM58 234V233H57ZM69 234V233H68ZM77 234V233H76ZM86 234V233H85ZM161 234H163V233H161ZM160 234V235H161ZM218 234V233H217ZM245 234V233H244ZM2 235V234H1ZM16 235V234H15ZM146 235V234H145ZM211 235V234H210ZM257 235V234H256ZM260 235H262V234H260ZM3 236V235H2ZM7 236V235H6ZM28 236V237H27ZM67 236V235H66ZM82 236V235H81ZM162 236H164V235H162ZM161 236V237H162ZM240 236V235H239ZM13 237V236H12ZM17 237V236H16ZM92 237V236H91ZM91 237H89V238H91ZM247 237H248V235H247ZM254 237H256V236H254ZM259 237V236H258ZM263 237V236H262ZM5 238V237H4ZM8 238V237H7ZM53 238V237H52ZM68 238V237H67ZM87 238V237H86ZM264 238V237H263ZM77 239V238H76ZM164 239V238H163ZM192 239V238H191ZM239 239V238H238ZM237 239V240H238ZM254 239V238H253ZM260 239V238H259ZM100 240V239H99ZM102 240H104V239H102ZM258 240V239H257ZM73 241V240H72ZM79 241V240H78ZM101 241V240H100ZM219 241H220V239H219ZM218 241V242H219ZM68 242V241H67ZM193 242V241H192ZM247 242V241H246ZM104 243V242H103ZM157 243V242H156ZM155 243V244H156ZM231 243V242H230ZM234 243V242H233ZM259 242L257 241V243H253V244H245L244 245V248H249V249H251V248H253V246H254V244L256 245V244H258ZM59 244V243H58ZM195 244V243H194ZM220 244H222V243H220ZM97 245V244H96ZM103 245V244H102ZM147 245V244H146ZM224 245H225V243H224ZM158 246V245H157ZM229 246V245H228ZM29 247V248H30ZM150 247V246H149ZM154 247V246H153ZM226 247V246H225ZM240 247H241V244H240ZM28 248V247H27ZM28 248V249H29ZM66 248V247H65ZM105 248V247H104ZM195 248V247H194ZM148 249V248H147ZM158 249V248H157ZM161 249V248H160ZM159 249V250H160ZM31 250V249H30ZM102 250H103V248H102ZM105 250V249H104ZM150 250V249H149ZM256 250V249H255ZM20 251V250H19ZM35 251V250H34ZM145 251H146V249L144 250V249H142V254L143 255H145L146 253L148 254L149 252H146L145 253ZM148 251V250H147ZM251 251V250H250ZM60 252V251H59ZM122 252V251H121ZM160 252V251H159ZM34 254V253H33ZM36 254V253H35ZM162 254V253H161ZM262 254V253H261ZM260 254V255H261ZM13 255V254H12ZM132 255V254H131ZM142 256V255H141ZM159 256V255H158ZM254 256V255H253ZM252 256V257H253ZM256 256V255H255ZM67 257V256H66ZM185 257V256H184ZM140 258H143V257H140ZM139 258V259H140ZM148 258V256L147 257H145L144 258V262H143V264H147V261H146V259ZM152 258V257H151ZM134 259V258H133ZM153 259V258H152ZM259 259H262L261 260V262L259 261ZM107 260V259H106ZM183 260H184V258H183ZM142 262L141 263H139V264H142ZM146 262V263H145ZM195 262V263H196ZM119 263V262H118ZM152 263V262H151ZM155 263V262H154Z\"/></svg>",
  "mask_w": 264,
  "mask_h": 264
}]
</instances>
